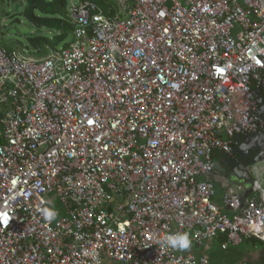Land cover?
Masks as SVG:
<instances>
[{
  "label": "built area",
  "instance_id": "2783aa9c",
  "mask_svg": "<svg viewBox=\"0 0 264 264\" xmlns=\"http://www.w3.org/2000/svg\"><path fill=\"white\" fill-rule=\"evenodd\" d=\"M112 8L71 0L72 40L45 58L0 44V264H210L209 239L264 243V194L225 211L212 181L213 150L264 135V0ZM175 232L197 251L162 246Z\"/></svg>",
  "mask_w": 264,
  "mask_h": 264
},
{
  "label": "rangeland",
  "instance_id": "374dc122",
  "mask_svg": "<svg viewBox=\"0 0 264 264\" xmlns=\"http://www.w3.org/2000/svg\"><path fill=\"white\" fill-rule=\"evenodd\" d=\"M74 2H79V0H73ZM108 6L106 9L109 10L114 0H106ZM68 8L71 0H67ZM15 3H18L19 9L15 11ZM110 3V4H109ZM26 6L25 0H16L15 2L11 0H0V44L7 46L10 49L18 50L21 54L36 59H41L47 57V50L51 46H36L41 47V51H35L36 47H33L29 38L31 37H47L50 41H54L56 32L50 31L47 28H39L32 23H30L23 15V7ZM14 14V15H13ZM10 31H14L11 33ZM71 36L66 37L62 42L61 46L64 44H70ZM68 44V46H69ZM52 49H49V51ZM48 51V52H49ZM42 53V54H41ZM240 162L241 157H234V160ZM258 166L256 170L262 167V176L264 179V160L255 164ZM255 165H253L255 167ZM260 165V166H259ZM254 167H251L252 173L255 174ZM205 250L210 258V264H241L240 262L247 259L250 254L256 251L252 242L245 241L238 246L222 247V243L219 239H209L205 242ZM202 247L201 249H203ZM262 249L264 245H261ZM260 250V249H259ZM196 252V248L192 250ZM250 260L253 258L251 255Z\"/></svg>",
  "mask_w": 264,
  "mask_h": 264
},
{
  "label": "trees",
  "instance_id": "16d2710c",
  "mask_svg": "<svg viewBox=\"0 0 264 264\" xmlns=\"http://www.w3.org/2000/svg\"><path fill=\"white\" fill-rule=\"evenodd\" d=\"M11 1L15 2L16 0H11ZM90 1L97 3L102 8H104L105 11H108V9H106L108 6L106 0H90ZM25 2H26V6L23 7V15L30 23H32L33 25L39 28H47L50 31L56 32L54 41H50V39H48L47 37L29 38L32 46L33 47L41 46V45H44V47L51 46V48L49 49L52 50L50 51H57L60 48L67 47L69 43L68 44L66 43L63 46H61V44L64 41V39L68 36L69 37L71 36L72 39V32L74 29L72 24L70 23L67 0H25ZM109 9L113 10L112 6ZM3 46L7 47L5 45ZM49 49L45 54L48 55V53L50 52ZM35 51L36 52L41 51V47H36ZM221 154L223 155V153L220 152L219 157L222 156ZM212 155L214 158L215 153L213 152ZM251 192L252 190H250V194H252ZM256 242H258L260 245L263 244L260 241H256ZM256 264H264V247Z\"/></svg>",
  "mask_w": 264,
  "mask_h": 264
},
{
  "label": "water",
  "instance_id": "95a60500",
  "mask_svg": "<svg viewBox=\"0 0 264 264\" xmlns=\"http://www.w3.org/2000/svg\"><path fill=\"white\" fill-rule=\"evenodd\" d=\"M19 6L20 5L18 3H15V11L19 9ZM10 32L13 33L14 31ZM241 139L242 141H245V145L236 147L232 155L224 154V161L216 162L214 169L216 172L224 175L230 184L231 189L235 190L239 194L241 192V188L245 187V189L249 191L250 188L255 186L249 169L253 165L264 160V135L260 137L247 135ZM254 149H258V154L251 161H246L248 156L245 155L244 152L248 151L250 154ZM234 157H241L240 162L235 161ZM225 163L229 164V168L226 171H222L220 167H222L221 165H224Z\"/></svg>",
  "mask_w": 264,
  "mask_h": 264
},
{
  "label": "crops",
  "instance_id": "0c3cea01",
  "mask_svg": "<svg viewBox=\"0 0 264 264\" xmlns=\"http://www.w3.org/2000/svg\"><path fill=\"white\" fill-rule=\"evenodd\" d=\"M213 152L215 153V156H214V161L215 162H218V161H224L223 160V155L221 157H219V153L220 151L219 150H213ZM235 161H238L237 158ZM222 167H220V169L222 171H226L228 168H229V164L228 163H225L224 165H221ZM260 166V165H259ZM254 167V166H252ZM258 166L255 165L254 167V170H255V174L251 172L250 170V173L252 175V178H253V181H254V184H255V187H252L248 190L244 188H241V192L239 195H241L242 198H246L247 196H253V195H258L259 197L264 194V179H263V176H262V167L261 169L259 168L258 170H256ZM212 181L215 183V186H216V196L214 198V201L222 208L224 209L225 211H227V208L224 207L223 205V197L224 195H226L227 193H232V192H235V190L231 189V186L230 184L228 183L227 179L225 178L224 175L216 172L214 170V174H213V178H212ZM250 190H252V194H250ZM238 193V192H237ZM216 239H219V241L222 243L224 241L223 238H216ZM247 241H250L252 242L254 248H257L255 252H253L252 254H250V256L252 255L253 258L250 260V256L245 259L244 261L240 262L241 264H243L244 262H248L250 264H256L258 258L260 257L261 255V252H262V247L261 245L256 242L258 240H255V239H249ZM261 242V241H260ZM263 243V242H262ZM264 245V243H263ZM260 249V250H259ZM191 250H192V247H191ZM203 251L207 254V251L205 250V247L203 249ZM208 255V254H207ZM209 256V255H208Z\"/></svg>",
  "mask_w": 264,
  "mask_h": 264
},
{
  "label": "clouds",
  "instance_id": "9594fccd",
  "mask_svg": "<svg viewBox=\"0 0 264 264\" xmlns=\"http://www.w3.org/2000/svg\"><path fill=\"white\" fill-rule=\"evenodd\" d=\"M42 218L48 224H51L59 216V210L54 205H49L38 209ZM160 243L162 246L173 250H188L192 245V240L188 232L167 233L162 236Z\"/></svg>",
  "mask_w": 264,
  "mask_h": 264
},
{
  "label": "flooded vegetation",
  "instance_id": "af4514ba",
  "mask_svg": "<svg viewBox=\"0 0 264 264\" xmlns=\"http://www.w3.org/2000/svg\"><path fill=\"white\" fill-rule=\"evenodd\" d=\"M258 152V149L252 150L250 154L248 153V151H245L244 154L248 156V158H246V161H251L252 159H254Z\"/></svg>",
  "mask_w": 264,
  "mask_h": 264
}]
</instances>
